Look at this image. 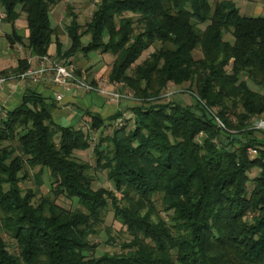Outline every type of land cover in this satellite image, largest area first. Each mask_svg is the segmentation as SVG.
I'll return each mask as SVG.
<instances>
[{
    "label": "trees",
    "instance_id": "obj_1",
    "mask_svg": "<svg viewBox=\"0 0 264 264\" xmlns=\"http://www.w3.org/2000/svg\"><path fill=\"white\" fill-rule=\"evenodd\" d=\"M59 2L0 0V22L13 28L6 36L11 47L19 42L44 56L55 44L61 60L101 49L116 56L110 82L145 99L159 98L168 82H190L197 104L142 103L127 119L119 111L107 118L86 111L94 130L123 119L111 135L101 130L93 148L94 168L107 171L120 198L93 188V166L76 155L90 148L89 135L57 123L48 98L31 90L18 106L1 107L0 230L15 240L17 251L0 235V264H264V149L255 157L248 153L264 142L247 128L264 114V93L248 83L264 89V16L244 15L232 0H100L85 31L76 20L65 27V48L51 22ZM21 13L24 36L15 26ZM83 34L91 35L87 44ZM156 43L161 46L137 63ZM198 48L202 57L196 59ZM28 67L19 59L0 76ZM208 106L244 134L229 135L238 143L232 150L214 141L221 130ZM26 165L40 167L36 176L49 172V193L37 205L35 194H23L20 186ZM254 168L259 172L252 178ZM59 196L76 199L81 208L59 206ZM157 196L166 217L157 212ZM110 206L132 239L126 252L90 256L96 247L90 236Z\"/></svg>",
    "mask_w": 264,
    "mask_h": 264
},
{
    "label": "rangeland",
    "instance_id": "obj_2",
    "mask_svg": "<svg viewBox=\"0 0 264 264\" xmlns=\"http://www.w3.org/2000/svg\"><path fill=\"white\" fill-rule=\"evenodd\" d=\"M216 2L221 0H215ZM236 3L239 7L240 12L247 16H264V0H232ZM100 0H60V2L52 8L51 11V22L54 27L57 28V35L59 36L60 40L64 43V47L68 48L70 45V39L67 35L65 27L73 20H76L81 26V32L86 30V24L91 21L93 17V13L97 10ZM1 17L5 18V13L3 9L0 8ZM18 22V23H17ZM19 24V31L18 33L22 36L27 35L26 30V19L25 14L21 13L20 17L15 22ZM16 27V28H17ZM200 27L204 29L206 24H201ZM12 24L9 22L1 21L0 22V67L5 65H9L11 63H17V59L21 56L26 59L28 57L33 56L34 54L30 51L27 46L16 42L14 47L12 48L8 38L6 37L8 34L12 33ZM91 39L90 34H83L82 41L84 44H87ZM107 39V38H106ZM225 39L233 41V38L230 34H226ZM27 43V41H25ZM25 43V45H26ZM161 46L160 43H156L154 46L150 47L148 50L144 51L142 56L138 59L137 63H142L149 55ZM51 51L54 50V57L56 55V46L51 45ZM194 56L196 59L202 57L201 49L198 48L194 51ZM58 58V57H57ZM116 56L111 53H104L102 50H96L90 52L89 54H85L83 52H78L75 56L68 58L66 60H61V62H71L77 69V73L86 75L89 79H96V77H100L99 81L106 82L113 86V88L117 91H120L122 94L125 95L122 100L114 103V108L110 112H108V116L115 114L117 111L122 112V118H129L132 116L131 108L136 105H140L145 103L149 105L153 102H177L183 105H192L193 107L197 104V94H196V87H192L190 82H186L184 84H175L174 82H168L167 86L163 89L159 98H141L137 97L135 92L130 89L129 87L125 86L122 83H112L109 81V72L113 66L114 60ZM250 87L261 93H264V89L255 85L251 81H248ZM93 94H99L97 92H93ZM100 95V94H99ZM82 102V101H81ZM206 103L203 102V106ZM210 110V114L216 120L217 126L221 130V134L218 138L214 141L220 145L225 146L227 149L232 150L234 147L238 145L237 142L231 143V138L229 135H239L240 139H243L244 134L240 133V131L235 127H228L227 124L224 123L221 117L218 116V109L207 107ZM197 110L196 108H194ZM199 110V109H198ZM241 109H237L240 111ZM200 112V110H199ZM3 115V114H2ZM87 115V113H85ZM108 116H102L107 118ZM228 118L236 125L238 123L235 114L230 111L228 113ZM218 119L224 124L221 125ZM123 119H118L113 123L109 121L105 122V126L102 129L94 130L91 127L90 119H88L85 123L77 125L76 119L72 123L71 121H66L65 124H74V126L82 128L83 131L88 133L91 146L89 149L84 151H77L76 155L82 161L88 162L93 166H96V157L93 152L94 146L100 141L101 137V130L104 131L103 135H111L113 130L119 127V121ZM248 129L252 130L253 136L260 139L261 142H264V114L255 116L251 118ZM236 136V137H237ZM203 134L198 136V141L202 143ZM14 145H17L15 142ZM259 148H263L264 146L259 147H250L248 153L251 157H255L259 151ZM254 150L256 153H254ZM26 173H21L20 175L23 176L27 174L25 179H22L20 182L21 189L23 194L32 191L35 196L32 198V203L37 205L40 202L42 196L47 195L50 189V177L48 170H45L42 175L36 176L40 167L31 168L26 165L25 167ZM259 172V169L254 168L250 171V177H255ZM91 174L93 175V188L96 190L98 188L104 187L106 189H110L115 191L114 184L111 180L108 179L107 171L100 170V169H92ZM116 192L118 197H121L120 192ZM56 203L66 209H75L81 208L78 204L76 199H69L65 196H59L56 199ZM155 203L157 212L161 217H166L164 211H162V205L160 197H155ZM154 218L157 216L154 215ZM0 235L3 240L7 243L8 248L11 252H16L17 247L15 240L8 234L0 230ZM132 237L129 235L126 227L114 216L113 208L110 206L108 210L104 211V218L103 221L96 226V233L95 235L90 236L91 243L96 245L95 251L90 254V256H101L105 253H122L126 252L127 249L124 247V244H128L131 241Z\"/></svg>",
    "mask_w": 264,
    "mask_h": 264
},
{
    "label": "crops",
    "instance_id": "obj_3",
    "mask_svg": "<svg viewBox=\"0 0 264 264\" xmlns=\"http://www.w3.org/2000/svg\"><path fill=\"white\" fill-rule=\"evenodd\" d=\"M17 23L16 27H19V24ZM18 27L17 29L19 31ZM52 45L55 46V44ZM54 50L52 52L51 49H49V54L53 55ZM19 59L25 58L24 56H20L17 59V63ZM17 63H11L9 65L0 67V71L8 67H16ZM99 78L100 77H96L95 80H99ZM107 85L108 90H115L110 84L107 83ZM31 90L38 91L44 97L48 98L50 103H54L52 105L51 111L54 120L57 123L65 124L66 121H71L74 123L73 121L76 119L77 125H79L85 123L89 119L88 115H85L87 110L100 113L105 117L108 116V112L114 108L113 101L107 102L108 97L104 94L99 93V95L93 94V92H84L82 90L64 89L46 79L40 84H34L30 81L6 84L3 89L0 88V108L2 107V109H11L18 106L22 96ZM57 93L63 94L62 101L56 100Z\"/></svg>",
    "mask_w": 264,
    "mask_h": 264
},
{
    "label": "built area",
    "instance_id": "obj_4",
    "mask_svg": "<svg viewBox=\"0 0 264 264\" xmlns=\"http://www.w3.org/2000/svg\"><path fill=\"white\" fill-rule=\"evenodd\" d=\"M27 62L29 67L25 71L0 76V88L3 89L6 84L15 82L30 81L34 84H40L46 79L64 89L104 94L108 97L107 102H118L125 97L120 91L108 90L106 82L89 79L86 75L77 73L76 67L71 62H61L51 54L33 55L27 58ZM56 100L62 101L63 94L57 93ZM218 121L224 125L219 119ZM254 153H256L255 150Z\"/></svg>",
    "mask_w": 264,
    "mask_h": 264
}]
</instances>
